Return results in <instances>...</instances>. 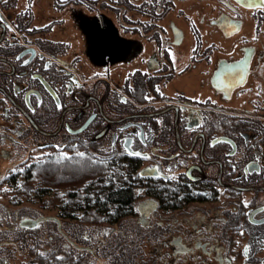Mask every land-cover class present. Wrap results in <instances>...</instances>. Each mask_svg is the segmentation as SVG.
<instances>
[{
    "label": "flooded vegetation",
    "instance_id": "obj_1",
    "mask_svg": "<svg viewBox=\"0 0 264 264\" xmlns=\"http://www.w3.org/2000/svg\"><path fill=\"white\" fill-rule=\"evenodd\" d=\"M99 1L79 3L113 6L119 19L80 28L84 55L57 30L65 19L39 26L28 4L0 0V186L24 193L34 165L89 155L103 164L97 189L87 183L60 215L46 212L62 204L51 187L31 189L52 196L40 208L0 193V264H57L63 253L122 264L127 251L132 264H264V47L257 34L235 37L243 10L264 6ZM196 4L203 12L192 19ZM234 20L241 26L227 34ZM249 89L258 90L252 107L234 104ZM92 212L102 221H79ZM47 215L61 222L38 221Z\"/></svg>",
    "mask_w": 264,
    "mask_h": 264
},
{
    "label": "rangeland",
    "instance_id": "obj_2",
    "mask_svg": "<svg viewBox=\"0 0 264 264\" xmlns=\"http://www.w3.org/2000/svg\"><path fill=\"white\" fill-rule=\"evenodd\" d=\"M19 1V4L22 5V7H26L27 4L31 7L32 10H34V12L36 13V20H37V24L39 26H43L44 24H46L47 22H50V21H53L55 19H58V18H61V19H65V26H59L57 28L58 31H63L65 32L66 29L69 30V32L72 34V36L70 37V39L73 41V43L75 44V46L81 50V52H83L84 55H86L84 53V51L86 49H88V51H91L90 50V46H89V40H87L85 38V43H86V46L83 42V39L81 37L80 34V28L82 29V27L86 28L88 26L89 23H96L97 22V19L102 17L104 19H106L108 17V19H110V21L112 23H116L117 22V19H119V15H117V11L116 9L113 7V6H109V8H105L103 7V9L101 10L99 8V6L97 7H88V5H86L85 3L84 4H81L79 3V1L81 0H71L72 1V4L68 7L67 10H61V11H57L56 8H54L53 4H52V1L53 0H18ZM93 1V0H91ZM102 0H100L99 2H101ZM105 3L107 0H104ZM111 2L113 0H110ZM160 1V0H159ZM185 1V3H189L187 4L188 6L192 5L193 1ZM212 5H216L218 7L219 3L218 1H210ZM204 3H202L203 5ZM69 5V4H68ZM101 7L103 6V4H99ZM179 5V4H178ZM195 5V4H194ZM211 5V6H212ZM204 7V5H203ZM208 7L210 8L209 5H205V8ZM199 17L201 16V13L203 12V10L201 9V5L199 4H196V6L192 8V12L187 10L186 11V15L189 14V16L193 19V18H197V15H196V12H193L195 9L199 10ZM212 7L210 9H207L208 10H211ZM186 10V8H185ZM196 11V10H195ZM258 9H251V10H246L244 9L243 12H242V16L244 17V21H245V24H244V28L242 29V31L240 33H237L238 35L235 36L239 39L242 38L243 35H249L250 39H253V35L257 34L259 37H262V40L260 41V43L263 44V47H264V21L261 22V26H260V30L258 31V22H259V19L258 18H262L264 20V14L263 15H258ZM125 12H122V14H124ZM210 14V12H208ZM100 15V16H99ZM131 15V14H130ZM99 16V17H98ZM176 16V14L174 13V17ZM58 22V21H56ZM55 22V23H56ZM178 22H181L180 19L178 20ZM81 24V25H80ZM209 24V23H207ZM80 25V26H78ZM91 25V24H90ZM98 25V24H97ZM203 29H207V26H204L202 27ZM121 33L124 34L125 36H129L130 33L127 32V33H124L123 30H121ZM205 33V32H203ZM86 36V35H84ZM84 38V37H83ZM237 38H234L235 41H237ZM97 40V39H96ZM98 42V40H97ZM190 39L187 40V45L185 46V49H184V52H186V54L188 53L189 51V46H190ZM102 44V43H101ZM91 45V43H90ZM92 46V45H91ZM183 48V47H182ZM88 59H90L89 57H87ZM137 62L134 61L132 63H127V65H124L123 64V67L122 69L126 70V69H129L131 67H133ZM262 69V74L264 76V59L262 61V63L260 64ZM261 76V81H264V77ZM249 98H252V99H257L258 98V90L257 89H249V90H246L244 94L238 96V97H235L234 98V104H238V105H243V106H248V107H252V102ZM8 165H1L0 166V169H1V173H4L6 171V167ZM17 166V165H16ZM18 170V168H17ZM88 182H85L83 184V186L85 187L87 185ZM95 187H97V182L95 181ZM41 185V183L37 180L35 182V187L34 188H38L39 186ZM44 187V185H41ZM16 187V189H15ZM15 187H12L11 185L9 186V184H2L0 186V193H5V194H8L10 197H12L13 200H22L25 204L27 205H30L31 207H36V208H40L41 207V204L44 205L45 202L42 201V199H51V197L47 196V197H41L38 193V191H36V195L34 194L35 190H32L30 192H28L27 190H23V192L20 191V186L19 185H15ZM94 189L96 190L97 188ZM33 188V189H34ZM54 189V188H53ZM69 188H61V192H66ZM14 192V193H13ZM56 194V191L54 189V192H52V195H55ZM93 194H95L93 192ZM29 200V201H28ZM63 205V206H62ZM65 204L62 203V204H59L57 208H49L47 209L46 212H51L53 214H56V215H60V213L63 211H65ZM80 213L82 212V210L79 211ZM69 218H63V221H66V222H69ZM72 222L74 224H77L79 223L76 219H72ZM78 226V225H77ZM83 226V225H82ZM82 226H79L78 228H82ZM76 227V225H75ZM92 227V226H91ZM81 233H82V230L81 229H75V231L73 232L74 236L75 237H80L81 236ZM132 251H134L132 249ZM132 252L130 251H127L123 258H122V264H132L131 262H123V260L128 257V256H131ZM107 257V264H113V259L112 260H109V256H106ZM125 257V258H124ZM138 257V256H137ZM25 258H29V256H26ZM112 258V256H111ZM110 258V259H111ZM89 264H100L98 263L94 258H90V261H89Z\"/></svg>",
    "mask_w": 264,
    "mask_h": 264
},
{
    "label": "trees",
    "instance_id": "obj_3",
    "mask_svg": "<svg viewBox=\"0 0 264 264\" xmlns=\"http://www.w3.org/2000/svg\"><path fill=\"white\" fill-rule=\"evenodd\" d=\"M102 165L100 159L92 155L88 157L77 156L73 159L72 165H34L32 167V174L29 177L27 191L30 192L31 189L35 187V182L38 180L41 185L55 189V201L58 203L69 204L83 201L85 189L83 184L88 182L91 188L94 189L95 181L97 182L103 172ZM63 187L69 189L62 193L60 190ZM86 220H88L89 223H93L102 221V218L93 216V212L90 213L88 217H79L80 222H85ZM109 220L113 222L116 218L111 217ZM63 254L64 257H60L57 260V264H68L72 261L71 259H74L73 264H75L77 257L75 254L70 255L69 258H66L65 253ZM42 259V264H46L47 258L42 257Z\"/></svg>",
    "mask_w": 264,
    "mask_h": 264
},
{
    "label": "water",
    "instance_id": "obj_4",
    "mask_svg": "<svg viewBox=\"0 0 264 264\" xmlns=\"http://www.w3.org/2000/svg\"><path fill=\"white\" fill-rule=\"evenodd\" d=\"M242 4H244L245 6H249V7H255V6H264V4L261 3V0H236ZM241 26V21L240 20H234V24H233V29L230 30L229 32H227V34H233L235 33ZM182 38L179 39V41ZM249 60L250 57H245L242 62L244 63V67L246 68L249 64ZM234 65V64H233ZM46 219H56L59 221V223L61 222L60 218H58L57 216H52V215H47V216H43L41 218L38 219V221L40 220H46Z\"/></svg>",
    "mask_w": 264,
    "mask_h": 264
},
{
    "label": "snow or ice",
    "instance_id": "obj_5",
    "mask_svg": "<svg viewBox=\"0 0 264 264\" xmlns=\"http://www.w3.org/2000/svg\"><path fill=\"white\" fill-rule=\"evenodd\" d=\"M261 3L264 4V0H261ZM136 155H140V153H136ZM245 206H247V202H245ZM260 211H264V209H261ZM253 222L256 223V221H253ZM37 227H39V225H37ZM245 251H248V249L246 248Z\"/></svg>",
    "mask_w": 264,
    "mask_h": 264
}]
</instances>
